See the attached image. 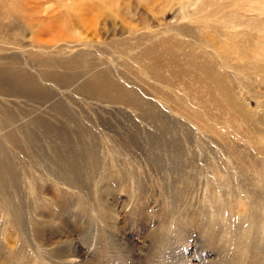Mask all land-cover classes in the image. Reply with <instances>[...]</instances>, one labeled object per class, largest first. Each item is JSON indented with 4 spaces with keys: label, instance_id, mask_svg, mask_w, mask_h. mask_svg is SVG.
I'll return each instance as SVG.
<instances>
[{
    "label": "rangeland",
    "instance_id": "1",
    "mask_svg": "<svg viewBox=\"0 0 264 264\" xmlns=\"http://www.w3.org/2000/svg\"><path fill=\"white\" fill-rule=\"evenodd\" d=\"M4 6L16 20L0 18V64L24 67L39 90L0 88V138L32 130L36 152L2 141L20 216L0 199V264H264V0ZM38 56L59 74L69 58L90 63L139 107L83 93L85 74L40 77ZM66 146L90 149L81 187L60 185L46 160Z\"/></svg>",
    "mask_w": 264,
    "mask_h": 264
},
{
    "label": "bare ground",
    "instance_id": "2",
    "mask_svg": "<svg viewBox=\"0 0 264 264\" xmlns=\"http://www.w3.org/2000/svg\"><path fill=\"white\" fill-rule=\"evenodd\" d=\"M16 1L17 0H11L13 5H16ZM4 4H5V0H0V18H1V16L7 17V18L9 17L10 20L15 21L16 20L15 17L11 15L12 13L10 12L9 9L6 8V6H4ZM0 24H1V21H0ZM0 30H1V26H0ZM151 49H152V47L149 48L147 50V52H149ZM37 60L39 63L42 62L41 65L43 68L40 71V77H42V78H44L45 76H48V77H54V78L59 79V80H65V82H67V81H72L75 78L85 74V79L82 82V84L80 85V89L83 93L89 94L90 96H93V97H97V98H101V99H105V100H110L113 102H120V103H124V104L129 102V103L139 107V102H140L139 98L134 93H132V92L127 93L125 91V89L123 87H121V85L116 80H114L107 72H104V71L103 72H95L96 69H95V71H92L93 69L91 68V65H89L90 63L81 64V63H79L78 60H75V58H69V59L62 61V62L60 61L62 63V65L66 68V71L63 74H59V73H55V71H54V73H52V72L45 70V69H47L48 66L52 67V65H54L55 63H59L58 61L50 59V58L49 59H43V58H40L39 56L37 57ZM217 85H219V84H217ZM0 88L5 89L8 92L16 91L18 93H21L22 91L26 92V91H30V90L32 93V91L37 92L39 90L36 78L30 72H28V70H26L22 66H14V65L9 64V63H1L0 64ZM218 88L220 90L223 89V91L225 92L226 101L229 104L233 105V107H235V105H236V106H238V108H241L239 103L236 100H234L233 97H231L227 93L228 88H226L223 85L218 86ZM233 102L235 105L233 104ZM241 112H242V115L245 114V112L242 109H241ZM3 115H4V113H3ZM6 117L8 118V116H6ZM6 117L0 118V126L5 125ZM49 128L50 127H45L44 133H46V134L49 133ZM24 133H25L26 137H25V140L22 139L23 140L22 142L19 141L14 136L13 132H9V133L6 132V134L2 136L3 138H0V195H1L0 199L7 206L10 216H12V218L14 220L17 219L18 221H19V216H20L19 207L17 205H15L13 202V199H12L14 197L13 193L10 192L11 194H9L7 192L9 189L13 190V188H12L13 182L17 181L16 177L17 178H20V177L16 176V171L14 169L13 160L11 157L12 155L9 154L8 150L4 147V144L2 141L6 140V139H9L10 141L12 140L16 145H18V146L22 145V147L25 150L27 149V151L30 155L36 153L35 151H33V148H34L33 145L34 144H31L32 146L29 145L27 147V141L32 142V143L34 142L33 141V137L35 136L34 131L32 132V130L31 131L29 130V131L24 132ZM60 136H63V135H60ZM63 145H64V142H63ZM58 146H60V144ZM68 146H70V145H68ZM84 148H81V150H78L75 147H67L66 146V148H64L65 154L60 153V154H62L61 155L62 157H59V155L56 153L58 151L55 150L56 151L55 152L53 150L55 152L56 156L54 158H47L46 159L47 161H49V164H50V162L52 163L53 169L51 171L57 172V174H58L57 178L59 179V180L58 179L57 180L59 181L60 185L64 184L65 186L71 187V188L76 187L77 185L81 187L82 182L78 179V177L80 176V173H79L78 177L76 174L77 164L79 163L78 162V154H81V156L86 158L90 152V149L88 148V146L85 149ZM61 149H62V146H61ZM63 154L66 156H63ZM39 156H40V154H39ZM89 157H90V155H89ZM95 159H97V158H95ZM95 159H94V162H95ZM88 162L89 161H87V163ZM82 163H83V161H82ZM82 163L80 165H83ZM80 165H79V167H80ZM91 165H92V163H91ZM68 171H69V173H68ZM11 172H13V173L11 174ZM46 172L48 173L49 171L46 170ZM52 178H54V176H52ZM17 183H19V181ZM59 188H60V186H59ZM35 199H36L35 201H37V203L43 202L42 199L39 198L38 194L36 195ZM31 209H33V208H31ZM44 224H45V221L42 222V224H40V225L44 226ZM61 244H62V242H61ZM69 244L68 245L66 244L67 247L57 249L58 250L57 251L58 257H61V258L64 257L65 258V256H69L70 254H72L70 252L71 250H69L70 249ZM58 247H60V246H58ZM71 249L73 250V248H71ZM19 257H21V256H19Z\"/></svg>",
    "mask_w": 264,
    "mask_h": 264
}]
</instances>
